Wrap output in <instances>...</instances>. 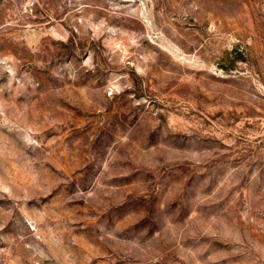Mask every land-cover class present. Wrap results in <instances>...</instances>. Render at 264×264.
Here are the masks:
<instances>
[{
  "label": "rangeland",
  "instance_id": "374dc122",
  "mask_svg": "<svg viewBox=\"0 0 264 264\" xmlns=\"http://www.w3.org/2000/svg\"><path fill=\"white\" fill-rule=\"evenodd\" d=\"M0 264H264V0H0Z\"/></svg>",
  "mask_w": 264,
  "mask_h": 264
}]
</instances>
